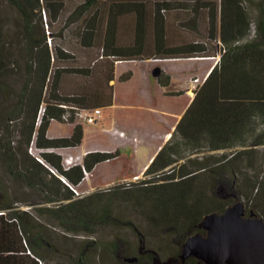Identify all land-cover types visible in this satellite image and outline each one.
<instances>
[{
    "label": "trees",
    "instance_id": "1",
    "mask_svg": "<svg viewBox=\"0 0 264 264\" xmlns=\"http://www.w3.org/2000/svg\"><path fill=\"white\" fill-rule=\"evenodd\" d=\"M218 55L142 177L73 189L120 155L88 150L65 166L56 150L81 145L82 111L112 105L117 62ZM53 121L72 130L50 136ZM238 198L264 221V0H0V264H153L141 237L177 256ZM72 235L84 236L75 254Z\"/></svg>",
    "mask_w": 264,
    "mask_h": 264
},
{
    "label": "rangeland",
    "instance_id": "2",
    "mask_svg": "<svg viewBox=\"0 0 264 264\" xmlns=\"http://www.w3.org/2000/svg\"><path fill=\"white\" fill-rule=\"evenodd\" d=\"M13 35L15 34L13 33ZM74 48L75 54L78 57L83 58L87 55L78 46H73V49ZM215 60V58H174L165 60L151 59L149 61L139 62L122 61L119 63L117 66L118 75L130 69L134 72V76L132 79L124 82L116 80L114 90L115 104L110 107L101 108V115L94 123L82 122L85 127V137L80 146L56 149L63 156L64 164L68 166L74 162H80L84 150L88 146L97 145L104 149L108 147H113V149L119 148L120 155L118 157L99 163L91 172L86 174L83 181L76 187V190L81 193H88L93 190L105 189L123 180L130 181L136 179H129V177H124L123 174L137 169L140 164L146 160L151 145L146 142L148 139H146L145 142L136 143V145L132 143H123L121 139H116V137L112 136L116 134V130L114 131V129L126 128L127 123H131L133 126L135 125L138 127V130L141 131L151 129L154 126L151 117L155 115V111L149 108V104L158 107V109L162 108L166 110L165 116L167 118H172L174 112L179 111L182 102L186 99L184 95L162 96L161 87L155 81L151 82L145 75L148 66L151 68L150 75L154 78L155 76H153L151 72L156 66L165 69V74L172 73L174 77H180L181 71L185 70L188 72L186 78L191 80L192 83H194L193 85H197ZM17 63L19 67L16 71H21V62L18 60ZM21 79V72H18L12 78V85L15 92L19 90L22 84ZM179 86H185V82L181 81L179 83L174 80V82L172 81L170 84V88L172 89H176ZM144 89H146L147 93H144ZM149 98L151 100L150 102L148 101ZM71 127L72 124L70 123L54 121L49 127V135H68L71 131ZM134 139H136V137ZM32 151L36 152V149L32 148ZM123 177L126 179H122ZM138 177H142V174ZM237 200H242L244 202L241 198L236 199V201ZM22 207L28 208L29 206L22 205ZM248 213V210H246V215H248ZM53 229L62 233L61 228L55 227ZM107 235V232L102 231L99 233L98 237L106 238ZM83 237L82 235H72L70 239V244L74 245V248H71L72 253H77L80 243H82L84 239ZM124 237L133 242L136 241L132 233L128 230L124 231ZM254 256L255 255L251 253L244 254L246 258H252ZM161 258L164 259L166 257ZM56 261L64 262L63 259H58ZM105 264L116 263L109 262Z\"/></svg>",
    "mask_w": 264,
    "mask_h": 264
},
{
    "label": "water",
    "instance_id": "3",
    "mask_svg": "<svg viewBox=\"0 0 264 264\" xmlns=\"http://www.w3.org/2000/svg\"><path fill=\"white\" fill-rule=\"evenodd\" d=\"M151 73L158 77L161 68L156 66ZM200 226L205 235L196 232L187 236L177 256L162 259L155 249L145 248L142 237L139 253L151 252L153 264H187L185 261L191 256L200 264H264V221L252 210L246 215L242 200L233 202L221 213L205 214ZM250 253L255 256L244 257ZM124 260L135 262L137 256H125Z\"/></svg>",
    "mask_w": 264,
    "mask_h": 264
},
{
    "label": "crops",
    "instance_id": "4",
    "mask_svg": "<svg viewBox=\"0 0 264 264\" xmlns=\"http://www.w3.org/2000/svg\"><path fill=\"white\" fill-rule=\"evenodd\" d=\"M193 58H215L216 59L215 62H213L211 64V66L209 67L207 72L203 75L202 80L200 81V83H198L197 85H193L194 83H192L191 80L186 78L188 72L183 70L180 73L181 74L180 77L179 76L178 77L177 76L174 77V75H172V73L168 74L170 76V81H169L168 85L163 86V85H161L158 82L157 77L154 78V77H152L150 75V69H151L150 66L147 67V71H146V74H145L146 77L149 78L151 82L155 81L161 87L162 96H182V95H184V96H186V99H184V101L182 102L179 111L174 112L172 118H167L165 116L166 115V113H165L166 110H164L162 108L158 109V107H155V106L149 104V108L151 110L153 109L155 111V115H152V117L150 116L152 118L153 122H154V126L151 129H145V130L141 131V130H138V127H136L135 125L133 126V124H131V123H127L126 124V128L127 129L126 128H121V129L120 128L119 129L115 128L114 129V131L116 130V134H114L112 136L116 137V139H121L122 140L121 142H123V143H132L133 145L134 144L136 145V143L139 144L140 142H145V140L148 139V141H146V142L151 145V149L149 150V152H148V154L146 156L147 157L146 160L144 162H142L137 169L132 170L131 172H129L127 174H123L124 177L125 176L129 177V179L138 178V176H140L143 173V171L145 170V168L147 167V165L149 164V162L151 161L153 156L156 154L158 149L170 138L171 133L174 130L173 128H174L175 124L178 122V120L180 119V117L184 113L186 107L188 106V104L193 99L194 94H195V90L202 83V81L204 80V78L206 77V75L208 74L210 69L215 65V63L219 59V55L215 56V57H193ZM171 59H174V58H171ZM185 59H189V58H185ZM144 61H149V60H144ZM119 63H121V62H117L116 65H115V78H114V80H112V84H113L114 90H115V82H116V80H118V77H119V75L117 74V66H118ZM131 72H132V74H131L130 78L125 80V81H128V80L133 78L134 72L132 70H131ZM162 72H164V74H165L166 70L165 69H161V73ZM198 76H200V75H198ZM174 80L179 82V83L181 81H184L185 82V86H182V87L179 86L176 89L170 88V84H171L172 81L174 82ZM120 82H124V81H120ZM114 90H113V101H112V105L111 106H113L115 104ZM177 90H183L184 92L182 94H179V95L168 94V92H170V91H177ZM145 92L147 93L146 89H144V93ZM148 101L149 102L151 101L150 98L148 99ZM53 122H51L50 126L53 124ZM70 130H72V127H71ZM48 134H49V129H48ZM84 137H85V127H84ZM84 137H83V139H84ZM135 137H136V139H134ZM83 139H82V141H83ZM112 149H113V147H108V148L104 149V148H101V147H99L97 145H93V146H88L84 150V153L86 151H88V150H112ZM124 177L122 179H126ZM79 184L76 187H78Z\"/></svg>",
    "mask_w": 264,
    "mask_h": 264
},
{
    "label": "built area",
    "instance_id": "5",
    "mask_svg": "<svg viewBox=\"0 0 264 264\" xmlns=\"http://www.w3.org/2000/svg\"><path fill=\"white\" fill-rule=\"evenodd\" d=\"M101 108H94L92 110H85L80 113L81 118L83 119L84 122L87 123H94L98 117L101 115ZM76 163V162H74ZM73 164V163H72ZM71 165V164H70ZM66 166V165H65ZM69 166V165H68ZM75 191L76 189L73 188ZM77 192V191H76Z\"/></svg>",
    "mask_w": 264,
    "mask_h": 264
},
{
    "label": "flooded vegetation",
    "instance_id": "6",
    "mask_svg": "<svg viewBox=\"0 0 264 264\" xmlns=\"http://www.w3.org/2000/svg\"><path fill=\"white\" fill-rule=\"evenodd\" d=\"M127 264H136L135 262H127Z\"/></svg>",
    "mask_w": 264,
    "mask_h": 264
}]
</instances>
